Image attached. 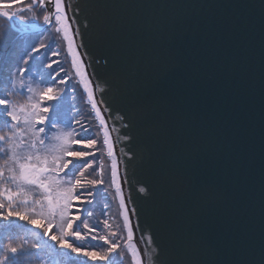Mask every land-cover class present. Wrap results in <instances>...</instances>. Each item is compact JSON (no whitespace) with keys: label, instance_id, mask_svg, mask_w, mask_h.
I'll return each instance as SVG.
<instances>
[{"label":"snow or ice","instance_id":"snow-or-ice-1","mask_svg":"<svg viewBox=\"0 0 264 264\" xmlns=\"http://www.w3.org/2000/svg\"><path fill=\"white\" fill-rule=\"evenodd\" d=\"M207 6L31 0L12 10L0 0V17L24 25L39 21L37 11L43 10L48 27L37 31L36 38L54 31L66 42L77 83L102 132L101 140L81 135L71 121L63 122L67 130L61 127L57 104L50 102L63 98L60 86L71 75L53 68L58 60L44 65L52 71L40 83L25 78L32 70L30 61L37 59L34 54L44 50L46 58L48 53L60 55L43 39L27 44L18 58L10 53L3 60L8 74L0 81V264H115L125 253L131 264H264V0L258 183L249 175L254 149L242 125L224 128L216 114L191 115L182 104L151 95L148 89L165 68H178L185 88L194 81L239 83L249 72L244 42L234 41L222 52L215 40L201 35L185 55L177 56L161 46L165 21H145L126 11ZM231 28L244 32L240 22ZM177 34L170 26L169 39ZM4 37L0 53L16 46L7 33ZM181 90L178 84L177 94ZM25 94L24 102L14 98ZM231 95L238 98L239 88ZM75 124L88 131L80 120ZM108 189H114L122 224L104 219L100 228L80 213ZM131 190L137 193L135 199ZM83 211L93 215L87 208ZM210 217L216 220L214 233L208 229ZM25 225L39 230L34 241L27 238L32 233Z\"/></svg>","mask_w":264,"mask_h":264},{"label":"water","instance_id":"water-1","mask_svg":"<svg viewBox=\"0 0 264 264\" xmlns=\"http://www.w3.org/2000/svg\"><path fill=\"white\" fill-rule=\"evenodd\" d=\"M73 4L76 0H70ZM124 2L140 4H202L207 7L185 8V7H146L128 9L127 14L137 16L145 21H165L163 26V38L160 43L162 47L172 48L177 56L187 53L193 40L201 35H208L220 46L222 52H227L234 41L242 40L247 49V63L249 72L237 83L232 79L210 81L207 85H201L194 81L186 88L183 87L180 70L162 69L148 84L149 93L163 99H170L174 103L184 106L186 111L201 118L210 117L216 114L219 124L224 128H231L235 125H242L245 131V138L250 147L254 149V155L249 165L251 179L258 183L259 179V143H260V118L262 110L261 83L259 75L260 64V35H261V0H124ZM8 21V20H7ZM13 29L12 21H8ZM234 22L244 25V32L238 33L231 28ZM177 28L178 34L169 39L170 26ZM26 28L20 34L36 33L45 25ZM91 74L93 69H88ZM96 71L103 74V69ZM181 84L182 90L177 94V85ZM239 88V97L233 98L231 91ZM97 99L101 94L96 92ZM108 99V97H104ZM102 115L107 120L108 114L103 112V105H100ZM111 127L112 122L108 121ZM115 139L116 133H112ZM121 145L115 146L117 156L120 155ZM127 196L130 189L124 186ZM135 199L137 193L131 190ZM135 224V218L133 217ZM258 219V218H257ZM210 233L216 230V220L210 217L208 220ZM139 241L140 233L137 232Z\"/></svg>","mask_w":264,"mask_h":264},{"label":"trees","instance_id":"trees-1","mask_svg":"<svg viewBox=\"0 0 264 264\" xmlns=\"http://www.w3.org/2000/svg\"><path fill=\"white\" fill-rule=\"evenodd\" d=\"M6 2L11 4L12 10H16L18 6L26 3H30L31 0H6ZM25 15L30 16L31 13H25ZM37 15L41 17L39 21H31L29 24L24 25L21 24L19 20H14L12 21L13 26L16 29H21V28L26 29L31 27L33 24L42 25L43 10L39 9L37 11ZM5 33L8 34L11 41H15L16 46L14 48L10 47L9 49H6L2 53H0V81H3V79L8 74L7 65L3 63V60L7 59L10 53L12 54L13 58H18L22 53L23 49L27 46V44L38 43L39 39H43L45 43L50 45L53 51L58 50L60 52V55L56 57V56H51V53H48L46 58L44 50H41L40 53L34 54V56H36L37 59L30 61L32 70L30 73L26 74L25 78L27 79L31 77L35 83H40L41 80L46 79L48 73L52 71L51 69L46 68L44 65L51 62L52 60H58L60 62L59 65L54 64L53 68L59 70V68L62 67L71 75V79H69L65 85L60 86L61 88L64 89L63 98L58 102L57 101L50 102L57 104L61 127L62 128L64 127L67 130L63 122L71 121L72 127L75 128L76 131L79 132L81 135L90 136V137L99 136V138L102 140V132L100 131L99 121L95 118V113L91 111L90 105L85 103L86 94L83 92L82 86H80L77 83V78L75 76L74 70L72 69L71 61L67 54L65 41H63V39L59 37V35L54 31L44 33V35L40 36L39 39L36 38L35 33L20 34L15 29L12 28V26L6 19L0 17V41L4 40ZM61 75L63 76L64 73H61ZM3 87H4L3 83H0V88ZM14 98L21 102H24V100L26 99V94L18 95ZM76 120H80L81 124L87 127L88 131L83 132L81 130L80 125L75 124ZM52 131L55 132L56 129H53ZM89 159H92V157H89ZM104 161L107 167L109 161L107 160L106 156L104 157ZM108 178L109 177L106 172L105 175L106 183ZM101 188L102 189L106 188V185L101 186ZM113 196H114V189L101 191L100 194L94 198L93 204L83 206V208H87V211L92 212L93 215L91 217H87L86 213L83 211L82 208L80 213L82 218H87L90 224H97L99 222H102L104 219H109L110 223L113 220H115L116 222L122 224V219L119 217L118 202L113 199ZM105 213H107L106 216ZM99 226L100 228H103L102 223H99ZM25 228L28 230L29 233H32V235L27 236V238L30 241H34L39 236L38 229L32 228L31 226L28 225H25ZM20 234L24 235L23 232H21ZM93 243H97V242L94 241ZM89 264H91V262H89ZM115 264H131V258L130 256H128L127 253H125L123 261H121L118 256L116 257Z\"/></svg>","mask_w":264,"mask_h":264},{"label":"rangeland","instance_id":"rangeland-1","mask_svg":"<svg viewBox=\"0 0 264 264\" xmlns=\"http://www.w3.org/2000/svg\"><path fill=\"white\" fill-rule=\"evenodd\" d=\"M34 25V24H33ZM36 25V24H35ZM65 44H66V42H65ZM66 50H67V44H66ZM69 57V59H70V61H71V58H70V56H68ZM64 128V127H63ZM65 129V128H64ZM66 130V129H65ZM134 225V224H133ZM136 234H137V232H136ZM135 242L136 243H138L137 245L139 246V241H138V237H136L135 238Z\"/></svg>","mask_w":264,"mask_h":264},{"label":"bare ground","instance_id":"bare-ground-1","mask_svg":"<svg viewBox=\"0 0 264 264\" xmlns=\"http://www.w3.org/2000/svg\"><path fill=\"white\" fill-rule=\"evenodd\" d=\"M89 72V71H88ZM133 224H134V222H133ZM135 225V224H134ZM137 237V234L135 235V238ZM138 244V243H137ZM139 246H140V244H139Z\"/></svg>","mask_w":264,"mask_h":264}]
</instances>
